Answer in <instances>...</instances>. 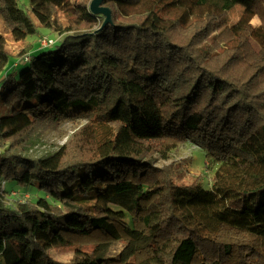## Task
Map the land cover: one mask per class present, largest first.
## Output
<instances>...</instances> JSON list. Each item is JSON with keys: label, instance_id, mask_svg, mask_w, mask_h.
I'll use <instances>...</instances> for the list:
<instances>
[{"label": "trees", "instance_id": "trees-1", "mask_svg": "<svg viewBox=\"0 0 264 264\" xmlns=\"http://www.w3.org/2000/svg\"><path fill=\"white\" fill-rule=\"evenodd\" d=\"M91 2L0 0L14 39L57 36L16 55L0 29V255L264 264V0H103L107 23ZM237 4L261 23L235 37ZM64 121L68 139L31 155L35 128ZM188 140L215 169L209 187L164 162Z\"/></svg>", "mask_w": 264, "mask_h": 264}, {"label": "rangeland", "instance_id": "rangeland-1", "mask_svg": "<svg viewBox=\"0 0 264 264\" xmlns=\"http://www.w3.org/2000/svg\"><path fill=\"white\" fill-rule=\"evenodd\" d=\"M18 3L21 7L27 9L31 6L30 0H18ZM197 13L200 12L198 11ZM228 23L231 26L232 34L237 37L239 31L246 23H251L254 27H258L261 23V18L257 14L248 12L245 6L237 4L228 12ZM1 25L2 20L0 18V29L4 36L5 47L16 55L20 52H28L30 54L37 46H43L44 39L49 42L57 37L56 34H51L49 30L42 29V34L40 35L29 36L25 39H14L10 32L1 28ZM2 92L0 93V103L4 96V91ZM73 127L74 123L70 121H64L61 125L54 123L39 124L35 128V134H39L38 141L31 149L30 154L40 156L57 149L68 139L69 135L73 132ZM171 161H175L178 167L175 170L176 181L178 183H192L196 179L200 180L201 177L202 184L205 187H209L215 169L208 171L205 168L207 159L204 148L188 140L173 153L171 159L164 162L165 164H169ZM158 165L162 164L158 163ZM123 244L124 242H119L115 245V248L120 249ZM75 248L74 244H56L51 247L50 251L55 257L70 261L76 254ZM0 264H6L5 258L2 255H0Z\"/></svg>", "mask_w": 264, "mask_h": 264}, {"label": "water", "instance_id": "water-1", "mask_svg": "<svg viewBox=\"0 0 264 264\" xmlns=\"http://www.w3.org/2000/svg\"><path fill=\"white\" fill-rule=\"evenodd\" d=\"M103 0H92L91 2V10L94 13H99L102 12L106 15V20L105 23H107L108 21H110L112 19L111 17V10L110 8L106 7V6H102Z\"/></svg>", "mask_w": 264, "mask_h": 264}, {"label": "built area", "instance_id": "built-area-1", "mask_svg": "<svg viewBox=\"0 0 264 264\" xmlns=\"http://www.w3.org/2000/svg\"><path fill=\"white\" fill-rule=\"evenodd\" d=\"M50 43H51L50 41H49V42H47V40H46V39H44V40H43V44H42V45H43V46H47V45H48V44H50ZM27 58H28V57H27Z\"/></svg>", "mask_w": 264, "mask_h": 264}]
</instances>
